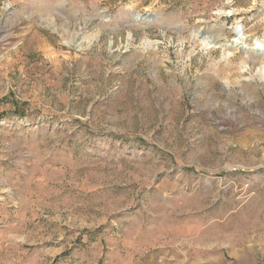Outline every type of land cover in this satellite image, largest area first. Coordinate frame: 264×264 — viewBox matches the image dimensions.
<instances>
[{"label":"rangeland","instance_id":"374dc122","mask_svg":"<svg viewBox=\"0 0 264 264\" xmlns=\"http://www.w3.org/2000/svg\"><path fill=\"white\" fill-rule=\"evenodd\" d=\"M241 31L264 0H0V264H264Z\"/></svg>","mask_w":264,"mask_h":264},{"label":"bare ground","instance_id":"6f19581e","mask_svg":"<svg viewBox=\"0 0 264 264\" xmlns=\"http://www.w3.org/2000/svg\"><path fill=\"white\" fill-rule=\"evenodd\" d=\"M246 40H247L246 35H244L243 31H241L240 33H235V37L232 40V43L235 45H241L243 47H247V49H250L251 51L256 53L264 52V40L254 39L251 43L246 42ZM262 68H264V66ZM262 68L258 69L259 75H262V70H263Z\"/></svg>","mask_w":264,"mask_h":264},{"label":"water","instance_id":"95a60500","mask_svg":"<svg viewBox=\"0 0 264 264\" xmlns=\"http://www.w3.org/2000/svg\"><path fill=\"white\" fill-rule=\"evenodd\" d=\"M137 16H138V15H137ZM239 29H240V28L238 27V28L236 29V32H238V31H239Z\"/></svg>","mask_w":264,"mask_h":264}]
</instances>
